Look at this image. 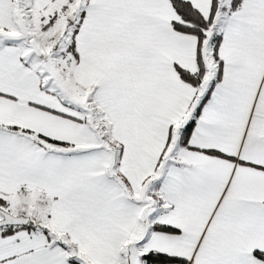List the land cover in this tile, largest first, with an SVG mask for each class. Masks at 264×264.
<instances>
[{
  "label": "snow or ice",
  "instance_id": "1",
  "mask_svg": "<svg viewBox=\"0 0 264 264\" xmlns=\"http://www.w3.org/2000/svg\"><path fill=\"white\" fill-rule=\"evenodd\" d=\"M0 264H264V0H0Z\"/></svg>",
  "mask_w": 264,
  "mask_h": 264
}]
</instances>
